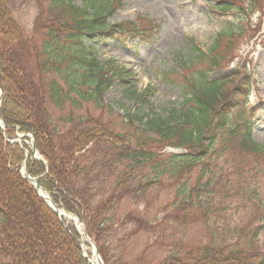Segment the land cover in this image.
I'll use <instances>...</instances> for the list:
<instances>
[{
  "label": "trees",
  "instance_id": "16d2710c",
  "mask_svg": "<svg viewBox=\"0 0 264 264\" xmlns=\"http://www.w3.org/2000/svg\"><path fill=\"white\" fill-rule=\"evenodd\" d=\"M36 1L40 7L45 4V13L39 14L35 39L27 38L13 17L19 7L16 0H0V121L4 128L0 130V264H89L74 225L69 222L68 231L60 225L20 176L22 163L58 208L83 223L104 264H264V252L256 251L262 224L251 225L254 220L264 221V208L259 206L264 203L250 188V180L264 165V148L253 142L249 121L237 111L247 103L251 73L242 66L227 72L224 64L241 28L221 30L207 53L190 41L186 59L176 68L182 93L179 108L169 118L126 113L117 132L73 111L81 101L98 108L104 92L124 71L111 61L99 63L92 44L104 40L149 44L158 26L147 19L111 24L109 18L119 7L115 0L85 1L81 7L72 0ZM204 2L210 13L225 17L257 14L264 0ZM168 74L161 75L165 82H170ZM87 80L91 90L81 93L78 87ZM129 94L136 102L143 98L136 91ZM66 102L70 110L62 112ZM54 109L60 113L55 115ZM18 135L25 140L27 135L33 137L42 160L33 159L30 152L26 158L25 145L9 143ZM234 140L236 150L225 155ZM165 145L185 151L167 155L162 152ZM235 153L242 154L232 156ZM227 163L228 174L223 168ZM193 173V185L182 186L180 200L166 219L183 227L201 219L217 230V236L193 246L179 237L174 251L160 263L143 255L113 262L106 239L112 240L124 226H131L130 236L146 231L147 222L124 212V206L135 208L142 203L146 193L161 185L164 175L181 179ZM229 196H242L257 209L259 219H248L246 228L237 232L228 226L226 238L215 218L219 217L217 207L222 210L220 205Z\"/></svg>",
  "mask_w": 264,
  "mask_h": 264
},
{
  "label": "rangeland",
  "instance_id": "374dc122",
  "mask_svg": "<svg viewBox=\"0 0 264 264\" xmlns=\"http://www.w3.org/2000/svg\"><path fill=\"white\" fill-rule=\"evenodd\" d=\"M72 1L73 4L81 7L85 1L95 0ZM115 1L119 3V7L109 18L111 24L147 19L158 26L157 31L149 44L122 45L112 40L94 42L92 46L98 62L103 64L111 61L117 68H122L124 70L122 78L119 80L114 78L115 83L104 92L98 108L91 102L81 101L79 107H74L73 111L87 116L93 121L98 120L105 127H109L110 130L113 128L117 132L122 129V121H124L126 113L134 115L157 114L162 118H169V114L178 109L182 102V93L178 82L179 74L176 68L186 59L190 50L189 42L192 41L199 49L207 53L221 30L240 27L242 32L238 38L233 39L234 46L227 54L224 64H226L227 72L242 66L253 75L248 101L244 108L237 111L241 113L242 118L249 121L252 139L260 147H264V3L258 5L257 14L242 16L233 13L223 17L210 13L204 0ZM16 4L19 7L14 11L13 17L23 27L27 38L36 39L38 34L34 33V28L39 14L45 13L43 10L45 4L43 3L40 7L36 0H23V2L16 0ZM226 41L224 39L222 42ZM86 44L88 45V43ZM89 45V51H91V42ZM164 72L169 73L170 82L163 80L161 75ZM89 82L87 80L80 83L78 88L81 93L91 90ZM132 91L143 96V98H139L140 102H136L138 100L129 94ZM65 105L62 112L70 110L67 102ZM109 109H111V113L108 112ZM50 110L51 108H49ZM53 112L55 115L60 113L58 109H54ZM15 140L21 148L22 145L27 147L24 150L26 158L29 152L33 157L32 146L29 145V140H33L31 135H27L25 143L18 137ZM32 145L34 146V142ZM236 148L234 140L225 151V155L230 156ZM166 150L167 148H165ZM240 154L242 153H235L232 156ZM221 160H225V158L223 157L219 161ZM219 164L222 163L219 162ZM223 168L227 174L231 173L228 163ZM260 173L250 180V188L255 189L254 196L258 198V201L264 203V165H261ZM194 174L192 176L185 174L187 176H183L181 179L178 177L168 178L164 175L160 178L161 185H155L154 191L150 194L146 193V199L136 206V209L130 205L124 206V212L137 214L140 216L139 220L147 222L146 231L130 236L131 226H124L112 240L111 238L106 239L105 248L113 262H116L119 257H123L125 261H131L143 255L154 258L156 263H160L163 258L174 251V243L178 241L179 237H182L184 244L193 246L195 244L204 245L217 236V230L208 224H203L201 219L198 223L185 227L171 224L166 219L170 217L180 200L182 186L189 183L193 185ZM229 178L234 180L236 175L229 174ZM259 206L264 208V204L259 203ZM220 209L222 210H218L217 207L216 214L219 217L215 218L216 227L218 231L224 233L223 236L226 238H228V226L236 228V232L244 229L248 219L257 217L256 213H258L257 209L249 202L246 203L242 196L232 199L229 196V199L220 205ZM51 212L53 213V211ZM72 219L78 235L86 234L91 241L83 223H79L78 219L77 221ZM66 223L69 222L66 221ZM259 224L262 226L260 230H257L256 251L263 254L264 221L254 220L251 225L253 227ZM236 225H238V229ZM247 245L249 246V244ZM84 251L87 257L91 256L88 244H85ZM101 262L104 264L102 259Z\"/></svg>",
  "mask_w": 264,
  "mask_h": 264
},
{
  "label": "water",
  "instance_id": "95a60500",
  "mask_svg": "<svg viewBox=\"0 0 264 264\" xmlns=\"http://www.w3.org/2000/svg\"><path fill=\"white\" fill-rule=\"evenodd\" d=\"M1 127V126H0ZM32 154L33 155H36V152H35V149H34V146L32 145ZM24 179L30 184L33 186L36 194L41 198L43 199V201L47 204V206L51 209V211H53V213H55V215L58 217V220H59V223L65 228L67 229L66 227V224L60 219V216H64V215H67L64 211L62 210H58L56 205L53 203V201L51 200L50 196L48 193H46L45 191H43L38 183H37V180L36 179H31L29 178L28 175H24L23 176ZM76 221L77 219L75 217H73ZM82 238L85 239V241H82V240H79L80 244L83 245L84 242H87L88 244H90V246H92V249H93V253L96 257V260L99 262V264H102L100 259H99V255H98V252H97V249H96V246L94 243H92L86 236V234H83L81 235ZM0 252H1V249H0Z\"/></svg>",
  "mask_w": 264,
  "mask_h": 264
},
{
  "label": "bare ground",
  "instance_id": "6f19581e",
  "mask_svg": "<svg viewBox=\"0 0 264 264\" xmlns=\"http://www.w3.org/2000/svg\"><path fill=\"white\" fill-rule=\"evenodd\" d=\"M264 148V147H262ZM47 206V204H45ZM48 207V206H47ZM61 225V224H60ZM62 226V225H61ZM63 227V226H62ZM64 228V227H63ZM65 229V228H64ZM66 230V229H65ZM67 231V230H66ZM92 264H98L95 260H93Z\"/></svg>",
  "mask_w": 264,
  "mask_h": 264
}]
</instances>
